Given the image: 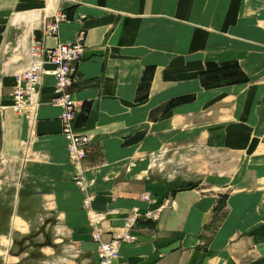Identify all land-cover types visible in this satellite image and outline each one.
Wrapping results in <instances>:
<instances>
[{
  "label": "crops",
  "instance_id": "0c3cea01",
  "mask_svg": "<svg viewBox=\"0 0 264 264\" xmlns=\"http://www.w3.org/2000/svg\"><path fill=\"white\" fill-rule=\"evenodd\" d=\"M79 39L70 91L75 129L92 145L76 163L52 103L54 75L42 76L36 111L17 113L13 93L33 42ZM231 61L249 82L205 89L207 63ZM150 67L149 96L138 101ZM185 181L199 186L179 189ZM90 197L104 241L136 212L159 210L120 246L133 264H264V0H0V253L8 264H99Z\"/></svg>",
  "mask_w": 264,
  "mask_h": 264
},
{
  "label": "built area",
  "instance_id": "2783aa9c",
  "mask_svg": "<svg viewBox=\"0 0 264 264\" xmlns=\"http://www.w3.org/2000/svg\"><path fill=\"white\" fill-rule=\"evenodd\" d=\"M59 17V16H58ZM58 19L48 30L52 33L57 32ZM85 52V46L81 39L58 44L54 48H45L39 43L33 42L31 45L30 65L28 72L24 75V87L18 88L13 93L14 110L17 113L23 112L25 108L33 111L41 105V94L39 86L42 76L53 74L55 77V96L52 103L62 108L61 120L63 122V134L67 140V149L73 162L83 161L91 148L92 142L88 135L80 134L75 129L77 118V108L73 100L70 87L78 72V65ZM53 66L52 70H46L45 64ZM79 185L84 186L83 177L78 181ZM89 200L86 207H89ZM153 213H147L151 216ZM158 214V213H157ZM93 220L99 223L101 216L93 214ZM97 230H99L97 228ZM96 237H100L96 234ZM101 264H130L120 261V253L117 243H103L100 246Z\"/></svg>",
  "mask_w": 264,
  "mask_h": 264
},
{
  "label": "trees",
  "instance_id": "16d2710c",
  "mask_svg": "<svg viewBox=\"0 0 264 264\" xmlns=\"http://www.w3.org/2000/svg\"><path fill=\"white\" fill-rule=\"evenodd\" d=\"M154 75V68L150 67L147 68L142 83L139 87V93L137 96L138 101H143L148 98L151 82L153 80ZM200 80L203 85V87L207 90L209 89H215L220 88L224 86L229 85H235V84H242V83H248L249 77L242 71L239 64L237 62L231 61V62H224L222 64H218L215 62H208L206 69L201 73ZM195 99V96H183L176 99L171 100L167 108H173L181 103H186L193 101ZM184 189H193L196 187L194 184H189L185 186ZM183 189V190H184ZM226 197L224 196L219 201V206L217 208V211H221L223 206L225 205ZM3 230H0V232Z\"/></svg>",
  "mask_w": 264,
  "mask_h": 264
},
{
  "label": "rangeland",
  "instance_id": "374dc122",
  "mask_svg": "<svg viewBox=\"0 0 264 264\" xmlns=\"http://www.w3.org/2000/svg\"><path fill=\"white\" fill-rule=\"evenodd\" d=\"M67 145H68V143H67ZM237 158H238V156H237ZM70 159H71V157H70ZM80 179H81V177L77 179V184H78L79 188H82V186L79 185V183H78V181ZM83 182H84V185H85L84 176H83ZM198 183L189 182V181L186 183V181H185V183H182L181 185H179V189H184V188H186L185 186H187L189 184H194V185H196L195 188H197L199 186ZM91 198H93V197H91ZM142 198L145 199V200H152L151 196L144 195V194L142 195ZM1 199H3V198L1 197ZM88 200H86V202ZM91 200L92 199H90L88 208L86 207V205H85L86 202H85L84 208L91 211V222H92V225H93V228H94L92 239L97 244L96 252H97L99 264H101L100 246H102L103 243H117L118 250H119V253H120V261L133 264V263H131V262L127 261V260H124L122 258V254H121V251H120V246H121L122 242H126V241L135 242L136 241V236H134L132 234V230L136 228L137 221H138L139 218L144 217V218H146L148 220H155V219H157L159 217V210L155 209V210L147 211L144 215H139V213L137 214V212H136L135 215H133V216H131L130 218L127 219V223H126V226H125V228H127L126 229L127 231L123 235L118 236L117 238H115L112 241H104L103 238H102L103 231H102V225H101L102 221L104 220L103 219L104 218L103 217L104 213L103 212H94V211H92L91 210ZM149 212H152L153 214L151 216H147V213H149ZM92 213L93 214H98V215L101 216L99 223H96V221L93 220ZM6 228H7V200L6 201L4 200L3 202H0V230H5ZM97 228L99 230H97ZM96 234H99L100 237L99 238L96 237ZM50 236H51V239H53L55 237L54 235H50ZM44 243L47 244L48 241L46 240V242L44 241ZM8 255H9V253L7 252V250H3L2 253H0V264H8Z\"/></svg>",
  "mask_w": 264,
  "mask_h": 264
}]
</instances>
